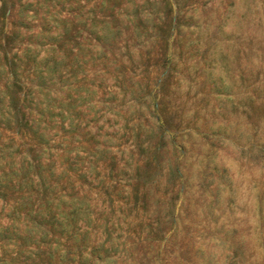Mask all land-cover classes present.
<instances>
[{"label":"rangeland","instance_id":"obj_1","mask_svg":"<svg viewBox=\"0 0 264 264\" xmlns=\"http://www.w3.org/2000/svg\"><path fill=\"white\" fill-rule=\"evenodd\" d=\"M0 65L81 121V264H264V0H0Z\"/></svg>","mask_w":264,"mask_h":264},{"label":"trees","instance_id":"obj_2","mask_svg":"<svg viewBox=\"0 0 264 264\" xmlns=\"http://www.w3.org/2000/svg\"><path fill=\"white\" fill-rule=\"evenodd\" d=\"M110 33L106 28L105 33L94 35L100 40L111 37ZM8 71L11 74L0 86V264H81L77 237L81 201L68 194L66 186L71 180L67 172L80 171L77 177L81 178V121L74 120L64 104L55 113V106L44 102L49 100V90L33 100V92L42 91L53 70L46 74L48 69L33 65L27 78L28 101L24 97L23 104L8 94L13 84L19 87L15 68L0 65V76ZM13 127L18 134L26 130L31 143L27 148L22 150L12 137L2 134L1 130ZM57 161L63 165L60 171Z\"/></svg>","mask_w":264,"mask_h":264}]
</instances>
